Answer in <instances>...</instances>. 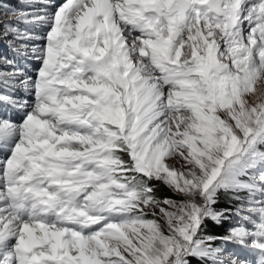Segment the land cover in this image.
I'll use <instances>...</instances> for the list:
<instances>
[{"label":"snow or ice","instance_id":"1","mask_svg":"<svg viewBox=\"0 0 264 264\" xmlns=\"http://www.w3.org/2000/svg\"><path fill=\"white\" fill-rule=\"evenodd\" d=\"M0 264H264V0H0Z\"/></svg>","mask_w":264,"mask_h":264},{"label":"trees","instance_id":"2","mask_svg":"<svg viewBox=\"0 0 264 264\" xmlns=\"http://www.w3.org/2000/svg\"><path fill=\"white\" fill-rule=\"evenodd\" d=\"M166 194H169V193H167V190L166 189H164L163 190ZM170 195V194H169ZM222 207H224L225 205H221ZM213 231L216 233V234H222L223 233V231H224V229H213Z\"/></svg>","mask_w":264,"mask_h":264},{"label":"rangeland","instance_id":"3","mask_svg":"<svg viewBox=\"0 0 264 264\" xmlns=\"http://www.w3.org/2000/svg\"><path fill=\"white\" fill-rule=\"evenodd\" d=\"M228 225L226 224L225 227H227Z\"/></svg>","mask_w":264,"mask_h":264}]
</instances>
